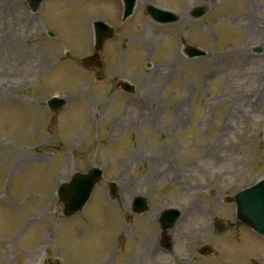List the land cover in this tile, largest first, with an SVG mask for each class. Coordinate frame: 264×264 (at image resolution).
<instances>
[{"label": "rangeland", "instance_id": "374dc122", "mask_svg": "<svg viewBox=\"0 0 264 264\" xmlns=\"http://www.w3.org/2000/svg\"><path fill=\"white\" fill-rule=\"evenodd\" d=\"M149 4L179 19L158 22ZM123 9L0 0V264H264V236L235 202L264 176V0H137L124 20ZM96 20L115 28L101 50ZM53 92L69 98L58 110L44 102ZM95 164L104 181L64 215L58 183ZM136 194L147 212L132 211ZM171 205L183 213L168 249L158 217Z\"/></svg>", "mask_w": 264, "mask_h": 264}, {"label": "water", "instance_id": "95a60500", "mask_svg": "<svg viewBox=\"0 0 264 264\" xmlns=\"http://www.w3.org/2000/svg\"><path fill=\"white\" fill-rule=\"evenodd\" d=\"M32 9L37 10L43 0H28ZM137 0H124L125 11L124 18L129 16L135 7ZM148 11L160 21H174L179 18L173 12L165 11L156 8L152 5H148ZM206 11L204 7H197L193 10L195 16H201ZM96 30V48L100 49L103 46L104 40L113 35L114 29L102 20L95 22ZM187 52L190 56L204 53V50L192 47L188 45ZM123 87L127 90H134L135 86L127 83L123 84ZM64 101H57L53 99L50 104L53 108L62 106ZM103 179V171L99 167H93L90 170L83 172L77 171L69 182L63 183L60 188V200L64 203V213L66 215H72L80 211L87 200L89 199L94 186L97 182ZM111 194L116 196V183L112 182ZM237 202V215L238 217L253 227L258 232L264 234V179L256 184L240 190L236 194ZM134 210L137 212L145 211L149 208L147 198L144 196H138L135 200ZM180 215L178 209L170 208L166 209L161 217V224L164 234L171 228Z\"/></svg>", "mask_w": 264, "mask_h": 264}, {"label": "bare ground", "instance_id": "6f19581e", "mask_svg": "<svg viewBox=\"0 0 264 264\" xmlns=\"http://www.w3.org/2000/svg\"><path fill=\"white\" fill-rule=\"evenodd\" d=\"M247 21H248V23H247L248 26L257 25V22H259L260 19L257 16L253 17L251 15H247ZM148 24H149V22H148ZM149 43H150V41L148 42V44ZM180 54H181L180 51H176L175 54L170 57L171 58L170 60L176 59L177 57L180 56Z\"/></svg>", "mask_w": 264, "mask_h": 264}]
</instances>
